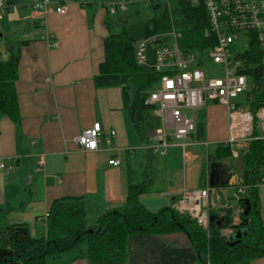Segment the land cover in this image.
<instances>
[{
    "label": "crops",
    "instance_id": "crops-1",
    "mask_svg": "<svg viewBox=\"0 0 264 264\" xmlns=\"http://www.w3.org/2000/svg\"><path fill=\"white\" fill-rule=\"evenodd\" d=\"M60 1L51 0L50 6L54 8ZM108 1L71 2L64 15H43L42 25L41 13L32 9V0H3L7 11L0 22V61L18 56L14 88L20 123L16 126L0 114V207L5 221L26 227L31 238L45 237V215L55 201L83 200L86 223L94 225L99 216L124 204L129 178L133 182L152 181L149 191L139 196L147 211L173 209L181 189L191 188L185 186L184 172L181 180L179 172L172 171L173 165L182 164L184 171L201 161L200 154L188 151L182 162L175 155L168 160L160 157L149 161L143 150L145 143L137 138L123 107L121 88L94 87L93 77L104 61V40L112 31L104 5ZM212 105L206 103L205 111L200 110L206 116L199 121L203 129L197 132V122L189 146L204 150L206 186L210 165L207 156L227 136L225 109ZM93 123L101 125L102 140L96 151L85 152L73 144L72 138ZM110 131L115 135L106 144L104 139ZM203 134L218 141L210 152L211 143L199 140ZM40 155L44 165L34 173ZM110 160L120 163L112 166ZM232 176L236 177L235 184L217 190L223 198L214 210L221 215L230 209L233 222L239 204L232 207L229 200L242 180L236 173ZM258 187L257 206L264 225V186ZM230 230L224 229L222 234L228 237ZM126 251L124 264H203L181 231L131 235ZM77 254L72 250L56 260L47 258L46 264H89ZM250 264H264V258Z\"/></svg>",
    "mask_w": 264,
    "mask_h": 264
},
{
    "label": "trees",
    "instance_id": "trees-1",
    "mask_svg": "<svg viewBox=\"0 0 264 264\" xmlns=\"http://www.w3.org/2000/svg\"><path fill=\"white\" fill-rule=\"evenodd\" d=\"M171 9L162 2L141 5V12L149 16L138 18L127 14L121 29L115 33L116 21L109 15L108 36L104 40V61L100 72L93 77L95 88L120 87L123 107L129 114L130 123L141 143H147L143 112L148 94L158 82V75L151 69L139 67L134 60L136 43L153 34L168 31L174 26L181 33L179 46L184 52L204 54L212 45V39L206 38L208 29L206 14L201 5L195 6L181 0H170ZM162 5V6H161ZM17 57L11 56L0 61V114L6 116L14 125H19L20 115L14 83L17 79ZM254 66L251 75L254 89L247 91L240 102L246 104L254 113L264 106V67ZM203 124L199 122L197 132ZM149 161L160 157L144 150ZM242 171L241 185L247 186L246 199L249 212L239 215V223L232 225V211L224 210L220 215L211 210L210 215L217 219L209 224L207 230L199 227L186 215L171 208H163L150 213L139 202V196L147 193L152 181L133 182L129 178L125 202L98 217L94 225L86 223L85 205L81 199L55 201L51 204L46 218V235L31 238L24 226L9 225L4 219V210L0 207V251H10L11 255L1 258L0 264H46V259H59L72 250L89 264H124L126 261L127 238L134 234H168L181 231L186 234L203 264H250L264 258V225L257 206V187L262 177L260 167L264 160V141L249 143L246 152L240 156ZM209 163L228 160L233 166L234 159L224 145L217 146L207 156ZM222 188V186H215ZM239 207L244 208L243 199ZM219 221V226L216 222ZM240 231L238 242L229 247L230 236L222 234L224 229ZM90 230V231H89Z\"/></svg>",
    "mask_w": 264,
    "mask_h": 264
},
{
    "label": "built area",
    "instance_id": "built-area-1",
    "mask_svg": "<svg viewBox=\"0 0 264 264\" xmlns=\"http://www.w3.org/2000/svg\"><path fill=\"white\" fill-rule=\"evenodd\" d=\"M159 1L170 0H140L145 5ZM181 1L202 6L208 22L204 36L212 39V45L203 55L199 52H184L179 46L181 33L173 27L136 43V65L149 68L158 75V82L148 94L145 105L149 107L150 114L158 119L159 126L146 133L147 143L143 150L164 157L166 149L177 147L185 160L195 126L184 111L202 110L204 104L213 103L224 107L226 112L227 136L222 145L229 148L234 159H238L247 151L249 143L264 141V106L251 113L248 106L239 100L247 91L255 88L251 75H248L255 60L257 65L264 67V0ZM71 2L82 4L83 0H61L54 8L50 6L51 0H32L31 7L41 13L43 25V15L52 12L64 15ZM132 2L109 0L104 5L109 15H115L125 12ZM6 11L7 6L0 0V22ZM241 38L246 41L239 47ZM45 39L50 41L51 37L46 35ZM101 133V125L93 123L90 128L73 137L72 142L85 152H93L102 140ZM114 135V131H110L104 142L110 144ZM177 140L181 142L177 143ZM203 145L207 146L206 143ZM119 163L116 160L108 162L112 166H118ZM43 165V155H40L33 172L39 173ZM260 185L264 186L263 176ZM247 188L240 182L234 187V193L241 196ZM219 189L223 190L209 186L202 190L183 187L173 210L188 216L199 227L207 230L210 212L223 198L222 193L217 192ZM242 211L240 207L234 211L232 225L239 223Z\"/></svg>",
    "mask_w": 264,
    "mask_h": 264
},
{
    "label": "rangeland",
    "instance_id": "rangeland-1",
    "mask_svg": "<svg viewBox=\"0 0 264 264\" xmlns=\"http://www.w3.org/2000/svg\"><path fill=\"white\" fill-rule=\"evenodd\" d=\"M132 1L133 2L129 5V7L127 8V10L125 12H117L115 15L111 16L112 20L114 19L116 21V25L113 28V31L115 33H117L121 29V25H122L123 21L126 20L127 14H134L135 16H138V18L149 16L148 12H141V11L136 12L137 10H140L139 8L143 4L140 2V0H132ZM159 2H162L161 4H164L165 7L168 9V11H170V9H171L170 2H164V1H159ZM172 27L175 28L174 26H171V28ZM245 41L246 40L241 38L240 41L238 42V46L241 47L243 44H245ZM205 105L206 104H204V106H203L204 111L207 107ZM212 106L218 107L220 105L215 104ZM184 113L187 115L188 118H190L194 121L195 127H194L193 134L196 135V124H197V122H199L201 120V117L206 118L204 112L200 113V109H196L193 111L192 110H185ZM142 116L144 119V127H145L146 131H153L156 128H158V126H159L158 119H156L154 117H150V115L148 114L147 111H144ZM194 140L198 141L197 137H195ZM199 140H205L206 142L211 143V145L209 146V149H208L209 152L215 148L214 144L218 142V141L217 142L211 141L210 138L205 134H203V137L199 138ZM176 142L178 143L181 141L177 140ZM186 150L190 153L200 154L201 155V161L199 163H196L195 165H193L191 168L189 166L185 167L184 171L182 169V164H179L180 166L178 164L173 165L174 167L172 168V171H174L176 173L179 172V174L181 176V180H182V176L184 175L185 186L191 187V188H189L190 190H196V189L199 190L201 188L205 189L206 185L204 184L205 183L204 181H205L206 164H205V158H204V156H205L204 150L201 147H188ZM174 155L176 156V158H178L180 160L182 159L181 150L179 148L169 147L165 151L164 159L168 160L171 157H174ZM240 158L241 157H239L236 161H233V173H236L237 175H240V172L242 171V163L240 161ZM181 162H182V160H181ZM182 172H184V174ZM260 173L264 177V160H263V163L260 167ZM259 187H260V185H259ZM231 196H232V198L229 200V202H230L232 207L236 208L239 204V200L246 199L247 194L245 193V194L240 196V195H236L234 192H232Z\"/></svg>",
    "mask_w": 264,
    "mask_h": 264
},
{
    "label": "water",
    "instance_id": "water-1",
    "mask_svg": "<svg viewBox=\"0 0 264 264\" xmlns=\"http://www.w3.org/2000/svg\"><path fill=\"white\" fill-rule=\"evenodd\" d=\"M232 172H233V166L228 160L211 162L209 165V172H208V186L210 188H213L215 186H226L228 184L234 183L236 177L235 176L230 177ZM243 206L244 208L242 212L244 216H246L249 212V202L247 199L243 200ZM216 219H217L216 216L211 215L209 217V222L212 223ZM216 224L219 226L220 222L217 221ZM230 235L231 236L229 239L232 240V242L229 243V247H232L238 242L242 233L234 229ZM7 255H11V252L5 250L0 251V260L2 257Z\"/></svg>",
    "mask_w": 264,
    "mask_h": 264
}]
</instances>
